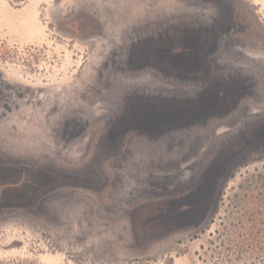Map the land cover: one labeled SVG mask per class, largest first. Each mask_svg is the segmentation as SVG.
I'll list each match as a JSON object with an SVG mask.
<instances>
[{
	"label": "rangeland",
	"instance_id": "1",
	"mask_svg": "<svg viewBox=\"0 0 264 264\" xmlns=\"http://www.w3.org/2000/svg\"><path fill=\"white\" fill-rule=\"evenodd\" d=\"M0 264H264V0H0Z\"/></svg>",
	"mask_w": 264,
	"mask_h": 264
},
{
	"label": "crops",
	"instance_id": "2",
	"mask_svg": "<svg viewBox=\"0 0 264 264\" xmlns=\"http://www.w3.org/2000/svg\"><path fill=\"white\" fill-rule=\"evenodd\" d=\"M155 99H158V98H154V100ZM146 101H144V103H145ZM149 101H147L146 103H148ZM146 105V104H145ZM136 107H134V109H136L137 108V105H135Z\"/></svg>",
	"mask_w": 264,
	"mask_h": 264
}]
</instances>
